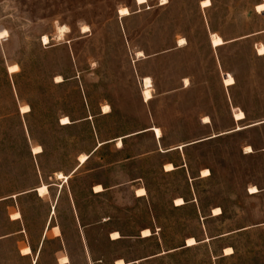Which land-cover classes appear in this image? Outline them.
I'll return each instance as SVG.
<instances>
[{
    "label": "rangeland",
    "instance_id": "1",
    "mask_svg": "<svg viewBox=\"0 0 264 264\" xmlns=\"http://www.w3.org/2000/svg\"><path fill=\"white\" fill-rule=\"evenodd\" d=\"M261 3L0 0V198L36 188L38 193L0 204V237L20 228L10 223L8 213L15 221L23 216L27 230V239L22 237L27 245L17 238L0 241V264H29L20 258V249L30 255L26 246L39 249L42 242L38 264H264V226L256 227L264 220V192L248 193L264 190V126L245 131L239 126L229 132L238 133L171 154L176 161L186 156L192 176L209 169L208 179L191 182L187 173H164L167 160L150 155L154 144L149 136L128 140L123 151L107 146L72 176L98 137L103 141L142 129L146 119L130 81L133 72L151 77L157 94L180 87L181 78H192L187 91L153 103L154 119L166 129V145L233 130L229 98L247 112L246 124L264 120V58L255 51L264 34L242 40L264 30ZM124 8L129 14L122 16ZM210 29L215 32L211 39L217 36L214 48L225 45L224 39L237 40L215 50L224 72L238 79L230 96L215 66ZM183 38L189 47L175 50L178 40L180 47L187 44ZM136 52L138 59L152 58L135 63ZM257 53L264 56L263 44ZM15 65L19 71L11 72ZM200 83L202 96L197 94ZM224 84L232 87L236 81L229 75ZM108 103L117 109L114 117H97L99 105ZM26 106L29 113L22 112ZM90 113L95 117L88 124L59 125L65 116L76 121ZM207 113L214 118L212 129L198 126V118ZM234 119L244 120V112L239 109ZM37 147L43 154L34 153ZM169 166L166 171L175 170ZM97 185L114 189L95 195ZM95 188V193L104 191ZM136 189V196L144 198L135 196ZM179 199L196 202L184 206V201L181 207ZM212 210L223 216L212 218ZM191 238L196 245H187ZM227 249L232 253L226 254Z\"/></svg>",
    "mask_w": 264,
    "mask_h": 264
},
{
    "label": "crops",
    "instance_id": "2",
    "mask_svg": "<svg viewBox=\"0 0 264 264\" xmlns=\"http://www.w3.org/2000/svg\"><path fill=\"white\" fill-rule=\"evenodd\" d=\"M261 4H264V3H261ZM260 5V4H259ZM201 6V5H200ZM258 6V5H257ZM256 6V7H257ZM256 7H255V12H256ZM257 13V12H256ZM257 14H259V13H257ZM264 14V13H263ZM260 15H262V14H260ZM213 33H215V32H212V30L210 29L209 30V34H210V39H209V45H210V47H211V49L212 50H214V60H215V66H216V69L217 70H220V82H221V84H222V86L224 87V89L226 90V92H227V95L228 96H230V90L231 89H233L235 86H237V84H238V79H237V77L235 76V75H233L232 73H230V72H224V70H223V62H221V60H218L217 59V55H216V51H217V49H219V48H223V47H226V46H228V45H230V44H233V43H235L237 40H231V41H226L224 38V41L226 42V44L225 45H223V46H221V47H218V48H214L213 47V45H212V39H211V35L213 34ZM217 34V33H216ZM264 34V30L263 31H261V32H258V33H255V34H251V35H249V36H247V37H245V38H242V40L244 39V40H246V39H250V38H253V37H255V36H259V35H263ZM219 35V34H218ZM182 39V38H181ZM183 39H185L186 41H187V39L186 38H183ZM179 40L176 42V46H175V50H184V49H186V48H188L189 47V43H188V41H187V44L185 45V46H182V47H180L179 46ZM260 44H263L264 45V42H260V43H258V42H256V45H255V51H256V55H257V58L258 59H262V58H264V56H260V55H258V53H257V47L260 45ZM216 50V51H215ZM172 52V50H169L167 53H171ZM136 54H137V52L135 53V56H134V59H133V62L135 61V63L136 62H141V61H144V60H147V59H150V58H152L151 56H145L144 58H141V59H138L137 58V56H136ZM165 54V53H164ZM226 75H232L233 77H234V79H235V81H236V84L234 85V86H232V87H227V86H225V84H224V76H226ZM145 78H147L146 76H140L137 72H133V74H130V81H132L133 82V84H134V94H135V96L137 97V101H138V105H139V111H140V115L141 116H143L144 117V119H146V121H143L141 124H140V126L142 127V129H140V130H137V131H135V132H130V133H121V134H119V135H117V136H115V137H113V138H111V139H105V140H99V137H98V142H97V144H96V146L94 147V149L89 153V154H86V155H90L91 157H90V159L88 160V162L85 164V165H87L91 160H92V158L100 151V150H102V149H104V148H106L107 146H110V145H113L114 146V148L117 150V151H123L124 149H125V146H126V142L128 141V140H131V139H133V140H135L136 138H140V137H145V136H149V137H151L152 138V142H153V144H154V148H153V150H151V152H150V155H156V154H161V156H164V158L167 160L163 165H162V170H163V172L164 173H166V174H170V173H173V172H176V171H181V172H183V173H187L188 174V176H189V180L191 181V182H193V181H195V180H197V179H199V180H203V179H208V178H210V177H212V173H211V171L209 170V169H204V170H209L210 171V176L209 177H207V178H203L202 177V172L204 171V170H201L198 174H197V176H192L191 175V172H190V168H189V163H188V160H187V158H186V156L185 155H183V157L180 159V160H171V154L172 153H174V152H176V151H184V149H186V148H189V147H192V146H197V145H200V144H203V143H207V142H213V141H215V140H217V139H219V138H223V137H225V136H228V135H230V134H234V133H238V132H233V133H229V132H232V131H234L237 127H242V128H245L244 130H242V131H245V130H248V129H252V128H256V127H260V126H264V120H261V121H258V122H253V123H248V124H246L247 123V120H248V115H247V112L244 110V109H242V108H240V107H238V106H235L234 104H233V101H232V99L231 98H229V106H230V116H231V119H232V122L235 124V127L233 128V130H230V131H227V132H222V133H219V134H211V135H209V136H207V137H204V138H201V139H198V140H194V141H186V142H184V144H182V145H180V146H185L183 149H177L178 147H180V146H175V147H172V146H169V145H166L165 144V138H166V129H165V126L164 125H160L159 123H157L156 122V119H154V112H153V103L157 100V99H159V98H164V97H169V96H172V95H175V94H179L180 92H185V91H187L188 89H190L191 87H192V78L191 77H185V78H181L180 79V83H179V85H180V87H178V88H175L174 90H168V91H165V92H163L162 94H157L156 93V91H155V85H154V80L151 78V77H149V78H151V80H152V82H153V99L152 100H150L149 102H146L145 100H144V98H143V87H144V79ZM186 80H188L189 81V86L187 87L186 86V84H185V81ZM62 83H64V82H62ZM62 83H58V84H62ZM203 83H200V88H199V93H197V94H200V96H202V95H205V93H204V91H203V85H202ZM92 107V106H91ZM105 107H110V112H108V113H105L104 112V108ZM242 110L243 112H244V114H245V119L244 120H242V121H236L235 119H234V114H235V112L237 111V110ZM97 110H98V114L96 115L97 117H99V118H113L114 117V114H115V112L117 111V109H115V107L112 105V104H106V105H104V104H100L99 105V107L97 108ZM120 116H122V118H124V119H126V118H128L129 116L127 115V114H121ZM65 117H67V118H69L70 119V121H71V124L70 125H61V120L63 119H60L59 120V125L61 126V127H64V128H68V127H74V126H79V125H82V124H88L90 121H91V119L92 120H94V117L95 116H92V113H90V115L89 116H86V117H83L82 119H80V120H76V121H73L70 117H68V116H65ZM93 117V118H92ZM206 118H208L209 119V122L207 123V122H205V119ZM197 122H198V126H200L201 128H205V129H212L213 127H214V118H213V116H212V114L211 113H207V114H203V116H200L199 118H198V120H197ZM256 124H259V125H256ZM154 128H158V129H160L161 130V132H162V136H161V138H158L157 137V135H156V133L153 131L154 130ZM239 132H241V131H239ZM96 133H97V136H98V132H97V130H96ZM227 133H229V134H227ZM119 142H121L122 143V145L121 146H119ZM102 144V145H101ZM101 145V146H100ZM248 147H250V146H248ZM253 149V148H252ZM264 151V150H263ZM43 154V153H42ZM244 154L245 155H252V154H254V153H252V154H246V152L244 151ZM41 155V154H40ZM83 155V154H82ZM35 156H38V155H35ZM81 156V155H80ZM135 158H138V157H131V158H126L125 160H127V161H129V160H134ZM169 164H171V165H173V167L175 168V170L174 171H171V172H168V171H166L165 170V168H166V166L167 165H169ZM85 165H83V166H85ZM78 166H79V159H78V165H77V167L76 168H78ZM83 166H81L75 173H73L74 172V170L76 169H74L71 173H73L72 174V176L73 175H75ZM59 173V172H58ZM60 173H62V172H60ZM70 173V174H71ZM69 174V175H70ZM71 176V177H72ZM139 179L138 180H134L133 182H131V184H138L139 183ZM97 186H99V185H97ZM101 186V185H100ZM96 187V186H95ZM94 187V188H95ZM103 187V189H104V191L103 192H101V193H95L94 192V188H93V190H92V193H94L95 195H100V194H103V193H106V192H108V191H111V190H113L114 188H112V187H107V186H102ZM252 187H256V186H252ZM39 188V187H38ZM258 188V187H257ZM37 189V188H36ZM36 189H32V190H30V191H25V192H22V193H19V194H16V195H11V196H6V197H2V198H0V204L1 203H4V202H7V201H10V200H13V199H17L18 197H23V196H26V195H29V194H32V193H37L36 192ZM139 189H144V188H139ZM139 189H136L135 190V196H136V191L137 190H139ZM146 190V189H145ZM250 190V189H249ZM258 190H259V193H257V194H251L249 191H248V193H249V196H258V195H260V194H262L263 192H264V190L263 191H261L259 188H258ZM147 192V191H146ZM38 194V193H37ZM147 196V195H146ZM145 196V197H146ZM137 197V196H136ZM137 198H144V197H137ZM183 199V198H182ZM195 200V201H194ZM185 201V200H184ZM186 202V201H185ZM196 202V199H192V200H190L189 202H186V205H184V206H187L188 204H194ZM175 205V204H174ZM184 206H181V207H184ZM176 207V206H175ZM181 207H176V208H181ZM218 209V208H217ZM220 209V208H219ZM52 211H53V208H52ZM222 211V210H221ZM213 212H214V210H212V212H211V217L212 218H217V217H220V216H223V212H222V214L221 215H219V216H214L213 215ZM16 213V212H15ZM20 213V212H19ZM21 214V213H20ZM13 214H10V213H8V218H9V221H10V223L11 224H13V225H15V226H17V227H20V228H18L15 232H13V233H11L10 235H8V236H3V237H0V241H3V240H6V239H12V238H17L18 239V243L20 244V243H22L23 242V244H25V245H27L26 244V242H25V239H27L26 238V234H27V230H26V227H25V225L23 224V216H22V214H21V216H22V218L21 219H19V220H12L11 219V216H12ZM52 216H54L53 214H52ZM202 218H203V216H202ZM261 226H264V220H263V222H260V224H258V226H256V227H261ZM248 229H250V228H244L243 230H241V231H246V230H248ZM146 230V229H145ZM150 230V229H149ZM144 231V230H143ZM151 231V230H150ZM152 232V231H151ZM114 233V232H113ZM119 233V232H118ZM120 234V233H119ZM112 235V234H111ZM152 236H153V233H152ZM151 236V237H152ZM22 237H24L25 239H24V241H23V239H22ZM57 237H60V236H57ZM110 238H111V236H110ZM150 238V237H149ZM44 239H45V235H44V238H43V240L42 241H44ZM121 239H122V236H121ZM121 239H119V240H121ZM142 239H148V238H142ZM206 239H209V240H211L210 238H206ZM112 240V239H111ZM119 240H117V241H119ZM43 242L41 243V245H40V248L38 249H34L32 246H26V247H30L31 248V250H32V253L30 254V255H22V250L20 249V251H19V255H20V258L23 260V261H25V262H28L29 264H38V259H39V256H40V253H41V249H42V246H43ZM25 247V248H26ZM165 254H168V253H166L165 252ZM156 257H158V256H154V257H152V258H156ZM152 258H149V259H147V260H150V259H152ZM120 260H123V259H120ZM119 261V260H118ZM116 264V263H115ZM128 264V263H127ZM129 264H136V262H132V263H129Z\"/></svg>",
    "mask_w": 264,
    "mask_h": 264
},
{
    "label": "bare ground",
    "instance_id": "3",
    "mask_svg": "<svg viewBox=\"0 0 264 264\" xmlns=\"http://www.w3.org/2000/svg\"><path fill=\"white\" fill-rule=\"evenodd\" d=\"M165 1H166V0H165ZM136 2L138 3V5H144L145 3H147V0H136ZM163 2H164V1H163ZM128 14H129L128 9L124 8V9L121 10V15H122V16H125V15H128ZM88 30H89V29H88L87 27H84L83 32L86 33ZM63 33H64V31L62 32V35H63ZM1 35H2V36H3V35H6V32H5L4 34L2 33ZM216 37H217V36H213V37H212V40H213L214 38H216ZM181 41L183 42V40H181ZM43 42H44L45 45H48V44L50 43V39H49L47 36H45V37L43 38ZM139 55H142V54L140 53ZM10 71H11V72H18V71H19V66H18V65H15ZM228 77H229V75H228V76H225L224 79H226V78H228ZM151 87H153L152 80H151L150 78L144 79V87H143V88H144V91H143V97H144V99H145L146 102L150 101V100L153 98V96H152V91H151V89H150ZM238 111H239V110H237L236 112H238ZM22 112H23V113H29V112H30V107H29V106H26L25 108L22 109ZM61 123H62V125H69V124H71V121L69 120V118L65 117V118L62 120ZM153 131L156 133V135H157L158 138L161 137V130H160V129H158V128H154ZM101 145H102V144H101ZM37 149H38V151H37ZM247 150L249 151V153L253 152L252 149H251L250 147H248ZM42 152H43V149H42L41 147H37V148L34 150V153H35V154H40V153H42ZM88 159H89V156H88V155H83V156H81V158H80V166H79V167L83 166V165L88 161ZM169 169H170V170H173L174 168H173L172 166H169ZM209 175H210L209 170H205V171L203 172V176H204V177H208ZM69 178H70L69 176H68V177H65V180L68 181ZM252 189H255V191H253V193H257V192H258V190H257L256 188H252ZM95 191H96V192H101V191H103V189H102L100 186H98V187L95 188ZM139 193L143 195V194H145V191L142 190V191H140ZM176 204H177V206H182V205H184V201H183L182 199H179V200L176 201ZM144 234H145V235H149L150 233H149L148 231H145ZM113 237L119 238V235H118L117 233H115V234H113ZM187 245H188V246H194V245H196V241H195V239H193V238L189 239V240L187 241ZM231 251H232V249H227L225 253H226V254L232 253ZM121 263H122V262H120L119 264H121Z\"/></svg>",
    "mask_w": 264,
    "mask_h": 264
},
{
    "label": "snow or ice",
    "instance_id": "4",
    "mask_svg": "<svg viewBox=\"0 0 264 264\" xmlns=\"http://www.w3.org/2000/svg\"><path fill=\"white\" fill-rule=\"evenodd\" d=\"M37 151H38V149H37ZM251 191H255V189H251Z\"/></svg>",
    "mask_w": 264,
    "mask_h": 264
},
{
    "label": "built area",
    "instance_id": "5",
    "mask_svg": "<svg viewBox=\"0 0 264 264\" xmlns=\"http://www.w3.org/2000/svg\"><path fill=\"white\" fill-rule=\"evenodd\" d=\"M159 4H160V6H161L162 2L160 1V3H159Z\"/></svg>",
    "mask_w": 264,
    "mask_h": 264
},
{
    "label": "trees",
    "instance_id": "6",
    "mask_svg": "<svg viewBox=\"0 0 264 264\" xmlns=\"http://www.w3.org/2000/svg\"><path fill=\"white\" fill-rule=\"evenodd\" d=\"M90 157H91V156H89V159H90ZM89 159H88V160H89ZM87 162H88V161H87ZM87 162H86V163H87ZM79 168H80V167H79Z\"/></svg>",
    "mask_w": 264,
    "mask_h": 264
}]
</instances>
